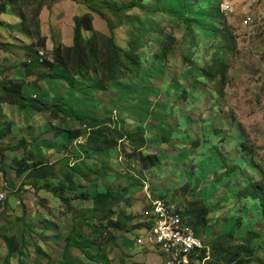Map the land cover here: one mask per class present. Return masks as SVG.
I'll use <instances>...</instances> for the list:
<instances>
[{
    "label": "rangeland",
    "instance_id": "rangeland-1",
    "mask_svg": "<svg viewBox=\"0 0 264 264\" xmlns=\"http://www.w3.org/2000/svg\"><path fill=\"white\" fill-rule=\"evenodd\" d=\"M220 2L0 0V86L56 107L20 110L0 91V264H165L133 244L150 203L184 212L195 200L207 245L251 237V264H264L260 204L239 197L251 181L264 189V0H234L230 14ZM214 59L223 86L199 73ZM108 130L141 132L140 154L159 164L142 170ZM108 189L125 190L112 219L131 217L127 232L93 210Z\"/></svg>",
    "mask_w": 264,
    "mask_h": 264
},
{
    "label": "trees",
    "instance_id": "trees-1",
    "mask_svg": "<svg viewBox=\"0 0 264 264\" xmlns=\"http://www.w3.org/2000/svg\"><path fill=\"white\" fill-rule=\"evenodd\" d=\"M55 1V0H54ZM138 40H133L128 44V47L131 51H133L136 46ZM112 49L115 53H121L119 49L112 46ZM117 66L120 67L122 65L121 61L117 60ZM226 65L221 62L219 59H214L210 64H208L202 71L199 73L202 74V77L207 79L209 82H214L215 79L219 78V85L223 86L226 81ZM49 79H55L54 76H49ZM0 91L3 92L7 97L11 99L10 102H4L3 104H9L13 106H17L20 110H24L26 108H30L37 113H51L56 107L48 105L38 100H28L24 97L21 92L13 91V89L5 88L0 86ZM83 126H88L92 130H97L98 128L105 124L101 122H89L86 119L80 121ZM82 126V127H83ZM99 132H101L99 130ZM113 138L117 139L120 142H125L127 146L131 149L132 157L135 156L138 164L140 165L142 170H147L149 168L156 167L159 164V160L154 155H146L142 156L140 152L145 147L143 134L141 132L120 135L116 131L108 130ZM79 136V135H78ZM1 139V136H0ZM23 147H26L23 145ZM21 149V147L16 148ZM109 148L105 151L109 152ZM223 164H226V161L223 159ZM50 169L47 167L39 168L30 172L31 177H36L38 179H42L44 175H46L47 171ZM233 169L228 171V174L232 173ZM71 176H68L67 183H70V187L74 188V182L71 181ZM185 194L189 196H193L196 191L189 190L188 187L182 190ZM55 193V190L53 191ZM125 190H114L108 189L104 193H97L91 199L93 210L98 213L103 214V220L106 222L105 230L111 229L114 232H127V225L132 222V218L125 215L124 212H119L116 216V219L113 220L112 216H114V209L119 206L120 203L125 199ZM240 198H245L251 201H258L260 204L261 213L264 217V189L261 183L251 181L239 192ZM76 202H84L87 200L84 196H76L74 199L64 200V202L68 205L72 201ZM183 217H185L193 230L198 233V231L204 229L208 222L207 217L209 215V211L206 208L203 200H195L190 206L184 211ZM143 228H149V225L145 223L142 224ZM236 239L233 236V233L227 234L225 237L215 240L210 244V260L205 264H251L253 253L250 249V244L252 241L251 237H244L241 242L235 244L234 241Z\"/></svg>",
    "mask_w": 264,
    "mask_h": 264
},
{
    "label": "built area",
    "instance_id": "built-area-1",
    "mask_svg": "<svg viewBox=\"0 0 264 264\" xmlns=\"http://www.w3.org/2000/svg\"><path fill=\"white\" fill-rule=\"evenodd\" d=\"M234 0H221L220 11L230 14ZM38 61L46 59L44 52L38 53ZM83 126V129H86ZM6 193L0 192V202L5 201ZM181 210L163 202L154 201L145 217L143 228L137 233L133 244L143 250L162 255L165 264H205L210 260V245L196 233Z\"/></svg>",
    "mask_w": 264,
    "mask_h": 264
},
{
    "label": "crops",
    "instance_id": "crops-1",
    "mask_svg": "<svg viewBox=\"0 0 264 264\" xmlns=\"http://www.w3.org/2000/svg\"><path fill=\"white\" fill-rule=\"evenodd\" d=\"M20 111V110H19ZM12 132L14 131V127H12V130H11ZM135 248H137V247H135ZM137 249H139V250H142V248H137Z\"/></svg>",
    "mask_w": 264,
    "mask_h": 264
}]
</instances>
